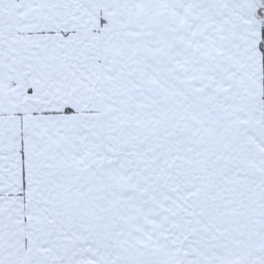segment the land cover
<instances>
[{
    "label": "snow or ice",
    "instance_id": "snow-or-ice-1",
    "mask_svg": "<svg viewBox=\"0 0 264 264\" xmlns=\"http://www.w3.org/2000/svg\"><path fill=\"white\" fill-rule=\"evenodd\" d=\"M0 264H264V0H0Z\"/></svg>",
    "mask_w": 264,
    "mask_h": 264
}]
</instances>
